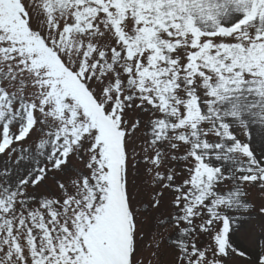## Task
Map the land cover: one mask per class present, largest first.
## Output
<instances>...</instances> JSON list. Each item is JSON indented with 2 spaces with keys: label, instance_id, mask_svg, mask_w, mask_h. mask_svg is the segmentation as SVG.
<instances>
[{
  "label": "snow or ice",
  "instance_id": "snow-or-ice-1",
  "mask_svg": "<svg viewBox=\"0 0 264 264\" xmlns=\"http://www.w3.org/2000/svg\"><path fill=\"white\" fill-rule=\"evenodd\" d=\"M0 264H264V0H0Z\"/></svg>",
  "mask_w": 264,
  "mask_h": 264
}]
</instances>
